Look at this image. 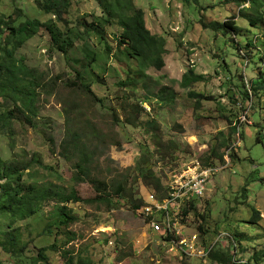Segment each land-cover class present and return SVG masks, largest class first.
I'll use <instances>...</instances> for the list:
<instances>
[{"label":"rangeland","instance_id":"rangeland-1","mask_svg":"<svg viewBox=\"0 0 264 264\" xmlns=\"http://www.w3.org/2000/svg\"><path fill=\"white\" fill-rule=\"evenodd\" d=\"M131 2L145 10L151 34L165 39L163 66L150 65L134 85L122 83L137 77L140 63L122 54L115 34L123 30L117 21H103L109 17L98 0H71L65 18L76 36L66 52L44 28L15 50L25 67L20 78L35 86H28L31 110L20 93L0 96V114L14 112L9 126L0 125L2 162L40 193L76 192L95 201L66 203L78 216L66 228L56 223L57 199L37 202L26 219L0 211V243L17 230L15 250L0 245V264H264V256L254 259L264 251V91L252 88L264 72V24L250 25L245 15L254 9L238 0ZM16 8L30 19L53 20L35 0H0V18L16 17ZM226 21L238 30L223 26ZM93 22H102L104 39L85 33L84 24ZM188 70L203 78L184 86ZM208 156L214 171L206 193L179 209L182 236H196L194 250L178 254L141 213L150 194H166L164 187L153 189L147 173L167 184ZM82 161L105 184L102 191L79 174ZM251 206L260 212L256 223ZM43 247L48 260L38 261Z\"/></svg>","mask_w":264,"mask_h":264},{"label":"trees","instance_id":"trees-1","mask_svg":"<svg viewBox=\"0 0 264 264\" xmlns=\"http://www.w3.org/2000/svg\"><path fill=\"white\" fill-rule=\"evenodd\" d=\"M101 6L104 8V11L108 15V19L103 21L109 25L114 24L116 21L119 23V26L122 28V32L116 33V40L122 49V54H125L128 59H137L139 64V69L136 71V78L130 77L126 82H123V85H134L140 81L145 75L146 68L150 65L160 69L163 66L162 53L165 52V39L161 35L151 34L150 30L147 28L145 20V10L142 8H137L132 5L131 0H98ZM198 0H194V3L198 4ZM259 1L262 0H238V3L241 5L245 2H250V6L254 9L252 15H245L248 22L252 26H258L259 24H264V2L262 5H259ZM37 7L45 12L46 14H51L53 20L47 22H41L38 19H30L22 14L21 10L18 8L15 9V16L8 15L2 16L0 18V46L3 52V56L0 57V96H11L13 97L14 93H20L23 95V98L29 102H22V104L31 110L32 102H30L33 97L31 91L28 89V86L32 84L35 86L34 82L23 80L20 78V75L24 73L25 67L22 63H17L14 57L15 50L25 41L32 38L37 32L44 28L48 31L51 36V41L57 48L66 52L68 48L74 45V38L76 35H73L72 30L69 28L65 14L68 13L71 0H35ZM199 5V4H198ZM201 6V5H200ZM261 6V7H260ZM131 8V9H130ZM205 8V7H204ZM127 9L131 10L130 13ZM20 18L24 20L19 21ZM55 22L62 23L65 26V29L59 28ZM86 26L85 33H90L91 31H97V33L104 39V30L102 22H93L91 26ZM93 26V27H92ZM106 26V25H105ZM223 26H231L234 30H238L239 27L232 26L231 22L226 21L223 23ZM7 34L5 35V33ZM227 32V30H226ZM81 34V33H80ZM5 37L1 40L2 36ZM264 36V33H263ZM80 36L78 37V39ZM253 42L247 41V45L253 47ZM109 46V45H108ZM237 47H235L236 49ZM264 52V51H263ZM94 58V57H93ZM203 78L202 74H196L193 70H188L184 76L182 84L188 86L191 82L198 81ZM257 82V83H256ZM83 87L95 96L90 84L82 82ZM31 86V88H32ZM253 89L264 91V72L262 71L259 74L253 85ZM195 96H200V93L191 92ZM96 97V96H95ZM15 105V104H14ZM18 107L17 104L14 108ZM19 109V108H17ZM13 110L3 112L0 114V125L4 128L10 125L12 119L14 118ZM27 119V118H26ZM235 130L236 127H233ZM221 157V156H220ZM86 158L83 157L82 160ZM205 164L209 165L210 157H206L203 161ZM210 162V163H209ZM208 163V164H207ZM79 174L92 181L95 185L98 183L91 178L90 171L87 168L85 162L77 164ZM147 176L153 179V189L158 192L162 189L161 179L155 177L151 172L147 173ZM15 180L16 186L13 183ZM6 181V183H1ZM101 185H105L103 182L98 183V189ZM27 191L25 195L22 193ZM123 187H118L116 192L121 194L123 192ZM107 196H100L101 199L106 200ZM57 199L61 206L58 208L57 213V224L59 227H69L71 223H74L78 220V216L73 214L72 210L66 205L70 202H81L85 201L92 203L95 199H83L78 193L72 192L71 194H57L52 193L51 190H46L43 193H40L36 187L27 186L23 183V174L19 169L11 167L8 168L7 164L2 162L0 158V211L8 213L14 219L21 218L26 219V217L33 216L36 212L37 202ZM194 205L191 204L190 207ZM139 205L135 206V209L138 210ZM252 216L250 218L251 223H256L260 218V212L251 206ZM184 213L185 210H184ZM13 223H10V228ZM12 232H8V240L1 242L0 245L4 247L7 251H13L16 248L17 241V230L12 229ZM51 249L56 248V244L50 246ZM48 247H43L39 251L38 261H47L48 257L45 255V251ZM264 256V251L255 254L254 259L258 262V257ZM211 257V255H210ZM83 264V263H81Z\"/></svg>","mask_w":264,"mask_h":264},{"label":"built area","instance_id":"built-area-1","mask_svg":"<svg viewBox=\"0 0 264 264\" xmlns=\"http://www.w3.org/2000/svg\"><path fill=\"white\" fill-rule=\"evenodd\" d=\"M213 171V164L200 163L181 169L167 184H162L166 193L163 199L150 194L140 208L151 231L157 233L161 241L167 244L170 250L178 251V254L189 255L196 243L194 234L187 239L182 236L183 227L178 224L181 220L179 209L185 205L189 208L194 201L204 196L208 178L213 176Z\"/></svg>","mask_w":264,"mask_h":264}]
</instances>
